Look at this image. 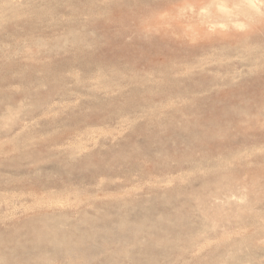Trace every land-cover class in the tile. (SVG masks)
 <instances>
[{"label": "rangeland", "instance_id": "1", "mask_svg": "<svg viewBox=\"0 0 264 264\" xmlns=\"http://www.w3.org/2000/svg\"><path fill=\"white\" fill-rule=\"evenodd\" d=\"M0 264H264V0H0Z\"/></svg>", "mask_w": 264, "mask_h": 264}, {"label": "bare ground", "instance_id": "2", "mask_svg": "<svg viewBox=\"0 0 264 264\" xmlns=\"http://www.w3.org/2000/svg\"><path fill=\"white\" fill-rule=\"evenodd\" d=\"M242 1H243V0H242ZM240 2H241V1H240ZM240 2H237V3L241 4ZM247 2H248V0H247ZM242 3H244V2H242ZM245 3H246V2H245ZM245 3H244V4H245ZM248 5H250V3H249ZM233 6H234V5H233ZM237 7H238V5H237ZM243 7H244V5H243ZM255 7H256V6H255ZM240 8H242V7H240ZM248 8H249V7H248ZM251 8H252V7H251ZM257 9H258V8H257ZM257 9H256V10H257ZM254 11H255V9H254ZM220 12H221V11H220ZM240 12H242V11H240ZM251 12H252V11H251ZM248 13H249V12H248ZM255 13H256V12H255ZM241 14H242V13H241ZM246 14H247V13H246Z\"/></svg>", "mask_w": 264, "mask_h": 264}]
</instances>
